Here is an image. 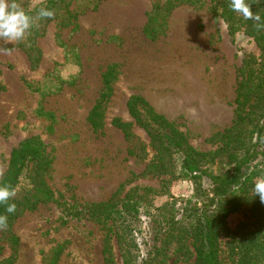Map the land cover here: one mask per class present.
Instances as JSON below:
<instances>
[{"label":"rangeland","instance_id":"1","mask_svg":"<svg viewBox=\"0 0 264 264\" xmlns=\"http://www.w3.org/2000/svg\"><path fill=\"white\" fill-rule=\"evenodd\" d=\"M45 1L15 2L22 9H33ZM60 1L67 2L68 9H78V16L70 25H60L56 19L46 25L35 39V63L26 50L15 46L16 41L0 39V179L12 150L22 140L38 136L50 155L46 181L56 198L36 202L15 219L12 229L19 246L13 264H45L59 245L56 264H104L105 230L88 216L87 203L108 201L118 190L123 198L135 188L146 206L139 231L145 257L162 244L165 226L160 208L168 201L177 200L181 206L183 199H196V184L181 177L170 183L167 192L144 195L150 186L159 188L163 177L144 174L154 150L148 131L129 111V98L143 96L196 148L211 151L216 145L207 139L231 124L242 61L259 54V49L243 31L233 38L209 0L180 4L166 17L159 14L157 26L163 32L152 38L144 28L156 2L164 0ZM93 1L96 6L89 4ZM113 65L117 74L104 124L94 129L89 114L105 89L104 74ZM45 88L52 92L45 94ZM44 112L54 114L52 128ZM115 119L132 123L135 135L148 145L146 157L128 153ZM32 188L26 174L16 194ZM74 209L83 212L78 217L69 214ZM245 218L243 212L230 215V227L236 229ZM114 251L116 264H123L117 245ZM11 253L0 239V262ZM188 264H194L193 258Z\"/></svg>","mask_w":264,"mask_h":264},{"label":"trees","instance_id":"2","mask_svg":"<svg viewBox=\"0 0 264 264\" xmlns=\"http://www.w3.org/2000/svg\"><path fill=\"white\" fill-rule=\"evenodd\" d=\"M205 1L156 2L144 28L145 34L152 38L163 32L161 25L157 26L159 14L166 17L180 4L196 5ZM209 2L214 15L224 20L233 38L243 31L253 38L259 49V54L244 58L238 70L231 124L207 139L216 148L205 152L196 148L175 122L159 113L143 96L135 94L129 98V111L136 123L148 131L149 146L154 150L144 174L163 177L159 188L150 186L144 195L167 192L170 183L182 177L196 184V199H183L181 206L177 200L168 201L160 208L158 215L165 226L162 244L145 257L141 254L139 231L146 206L139 199L137 188L123 198L118 190L108 201L87 203L88 216L105 230L104 264H116L115 245L120 250L123 264H169L172 258H175L173 264L178 260L188 264L192 258L194 264H264V204L252 192L257 178L264 177V27L258 28L256 22L244 20L233 12L228 6L230 0ZM247 2L260 15L259 23L264 25V0ZM89 4L96 6L94 1ZM42 8L53 11L54 16L40 18L38 13ZM23 10L34 18L33 26L26 41H16L15 46L26 50L33 63L36 61L33 52L38 49L35 39L45 32L46 25L54 19L60 25H70L78 16V9H68V3L60 0H46L33 9ZM116 67L113 65L104 74L105 89L90 111L89 121L94 129L104 124L107 101L116 80ZM48 90L45 88L42 92H52ZM44 114L52 120V128L54 114ZM114 124L124 133L128 153L146 157L148 145L135 135L132 123L115 119ZM50 164L47 146L38 136L22 140L12 150L0 186H7L16 193L22 178L30 174L33 188L0 205V215L8 217L7 226L0 229V239L12 248L10 256L0 264H13L16 260L19 238L12 229L15 219L25 210L34 208L38 201L56 199L46 181ZM11 203L16 205V211L7 213V204ZM70 212L78 217L83 209ZM239 212L246 218L233 229L228 219ZM60 248L61 245L47 257L45 264L57 263Z\"/></svg>","mask_w":264,"mask_h":264},{"label":"clouds","instance_id":"3","mask_svg":"<svg viewBox=\"0 0 264 264\" xmlns=\"http://www.w3.org/2000/svg\"><path fill=\"white\" fill-rule=\"evenodd\" d=\"M229 8L237 13L244 20L256 22L257 27H264L259 22L261 17L252 10L247 0H230ZM38 16L40 18H52L54 12L42 8ZM33 17L26 13L14 0H0V39L9 43L23 40L33 26ZM254 197H259L261 204H264V177L257 178L252 187ZM16 195L15 190L7 186H0V205L6 204ZM7 213H14L16 205L7 204ZM8 217L0 215V229L7 226Z\"/></svg>","mask_w":264,"mask_h":264}]
</instances>
